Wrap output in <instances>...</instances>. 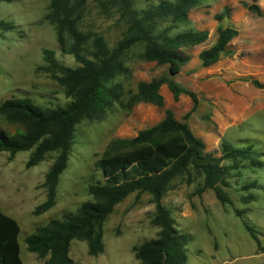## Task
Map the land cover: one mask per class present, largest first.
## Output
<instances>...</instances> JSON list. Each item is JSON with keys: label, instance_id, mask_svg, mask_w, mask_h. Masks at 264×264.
I'll return each mask as SVG.
<instances>
[{"label": "rangeland", "instance_id": "374dc122", "mask_svg": "<svg viewBox=\"0 0 264 264\" xmlns=\"http://www.w3.org/2000/svg\"><path fill=\"white\" fill-rule=\"evenodd\" d=\"M160 1L138 0L136 7L146 8ZM259 1L264 0H202L199 6L189 11L187 22L168 31L169 34L184 30L207 33L205 42L184 51L189 60L174 77V81L183 89L196 94L203 107L202 115L193 119L192 128L195 132L203 133L204 139L215 138L209 132L214 134L218 128L213 118L218 101L205 89L215 90L217 83L222 82L229 87L236 79L249 81L248 78L253 77L233 76L234 65H244L240 61L242 59H237L234 64L229 43L218 62L209 68L202 66L197 55L214 45L216 28L229 26L234 7L257 6ZM48 5L49 0L0 2V104L10 98L29 97L45 108L54 109L70 101L64 89L46 69L43 59V50L50 49L61 64L77 66L74 58L63 52L57 43L55 28L46 17ZM253 14L261 16V12L260 15ZM218 15L222 16L221 20L216 19ZM123 23L115 9L103 12L95 0H88L79 28L102 36L107 46L112 48L123 37ZM170 26V23L163 22L160 28L169 29ZM141 52V44L128 51L124 57L127 74L115 79L123 87L125 101L136 92L138 83L168 77L167 66L144 61ZM159 92L164 100L163 109L145 103L123 108L115 103L102 120H83L76 126L67 166L59 176L55 205L42 214L36 215L34 212L45 200V175L56 154H47L39 164L29 167L32 150L14 155L0 152V208L20 226L18 243L22 264H49V256L42 258L28 252L23 240L36 227L45 226L65 212L75 211L81 203L90 200L88 186L101 176L95 162L110 140L131 138L155 125L162 120L165 109H171L174 117L182 121L189 112L191 99L180 94L178 100H174L166 85ZM238 103L242 104L241 100ZM207 109L212 112H207ZM205 126H208L207 130ZM0 128L12 135L22 125L9 123L0 115ZM245 130H239L240 135L236 137L229 138L227 133L216 139V151H219L223 139L233 146L252 147L260 153L259 168L242 161L238 162V168L231 170L229 186L223 189L233 202L231 207L223 208L211 190L200 196L196 194L203 179L193 172L174 180L164 196L163 204L171 211L177 229L189 236L187 264H264V128ZM212 151V146L205 149V152ZM216 156H220V153ZM222 164L231 166L230 162ZM249 185L254 187L245 189ZM242 196H252L254 200L245 204ZM151 200L148 194H142L139 198L134 193L130 194L115 206L103 224V252L92 256L84 240H72L70 258L75 264H142L136 257V248L147 240L155 239L158 234V228L152 224L154 204ZM233 209L242 211L243 219L255 230L259 244L244 230L241 219Z\"/></svg>", "mask_w": 264, "mask_h": 264}, {"label": "trees", "instance_id": "16d2710c", "mask_svg": "<svg viewBox=\"0 0 264 264\" xmlns=\"http://www.w3.org/2000/svg\"><path fill=\"white\" fill-rule=\"evenodd\" d=\"M87 1L49 0L46 16L55 28L58 45L77 64L75 68L65 66L52 50L42 52L46 69L70 101L54 109L45 108L29 97L10 98L0 104V115L7 122L22 125L12 135L0 128V152L14 155L32 150L29 167L39 164L47 154H56L45 175V200L34 213L42 214L55 205L59 176L67 166L74 131L80 122L102 120L115 103L123 108L145 103L163 109L164 100L159 91L164 85L174 100H178L180 94L186 95L193 107L182 121L174 117L171 109H165L162 120L155 125L131 138L110 140L95 162L101 176L88 186L90 200L81 203L75 211L65 212L45 226L36 227L23 240L26 250L42 258L49 256V264H75L69 256L70 243L84 240L89 254L96 256L103 252V224L115 206L132 193L137 198L148 194L154 204L152 224L158 228V234L136 248V257L142 264H187L189 236L177 229L171 211L163 204L172 182L193 172L203 179L196 194L200 196L211 190L226 208L233 205L223 190L229 186L231 170L238 168V162L242 161L254 168L261 166L260 153L252 147H236L223 139L219 151L204 152V143L188 125L189 116L198 107V98L176 83L174 77L189 60L184 51L205 42L207 33L184 30L169 34L168 31L187 22L189 11L202 0H161L146 8L136 7L138 0H95L103 12L115 9L124 22L123 37L112 48L102 36L79 28ZM244 6L260 15L257 6ZM223 12L226 13V9ZM216 19L221 20L222 16ZM163 22L171 24L169 29L160 28ZM216 33L214 45L198 54L203 67L209 68L218 62L227 44L237 37L238 29L219 26ZM139 44L141 59L167 66L168 77L138 83L136 92L125 101L123 87L115 79L127 74L124 57ZM248 80L264 91V84L253 78ZM217 153L220 156H216ZM222 162H230L231 166H224ZM253 187L249 185L245 189ZM241 200L248 204L254 198L242 196ZM233 212L241 219L248 235L259 244L255 230L243 219L242 211L233 209ZM19 234L17 221L0 208V264H22Z\"/></svg>", "mask_w": 264, "mask_h": 264}, {"label": "crops", "instance_id": "0c3cea01", "mask_svg": "<svg viewBox=\"0 0 264 264\" xmlns=\"http://www.w3.org/2000/svg\"><path fill=\"white\" fill-rule=\"evenodd\" d=\"M257 6L261 16L254 15L240 5L231 11V23L228 24L238 29V35L228 45L233 50L234 64L237 59H242L240 61L244 65L243 67L234 65L233 76L244 78L250 75L264 83V1H259ZM205 90L214 95L218 101L217 106L214 107L213 116L217 123V132L214 134L209 132L216 137L204 139L203 133L195 132L192 128L193 119L201 116L203 112L199 101L196 111L188 119L191 131L202 140L205 149L207 146H212L214 151L218 150L217 140L227 133L231 138V136L240 135L238 131L242 128L246 129L245 131L264 128V93L256 89L249 81L236 79L229 87L222 82L217 83L215 90L209 91L207 88ZM239 100L242 104L238 103ZM192 107L191 102L189 112ZM207 112L212 111L207 109ZM207 127L205 126L206 130Z\"/></svg>", "mask_w": 264, "mask_h": 264}]
</instances>
